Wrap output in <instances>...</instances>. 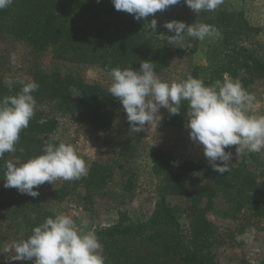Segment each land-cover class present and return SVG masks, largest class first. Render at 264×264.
<instances>
[{
  "label": "trees",
  "instance_id": "1",
  "mask_svg": "<svg viewBox=\"0 0 264 264\" xmlns=\"http://www.w3.org/2000/svg\"><path fill=\"white\" fill-rule=\"evenodd\" d=\"M238 2L223 0L216 10L197 15L181 0L159 16L137 21L133 14L117 11L112 0H13L9 7L0 9V42L23 44L33 59L50 56L93 65L105 75L116 67L139 70L146 60L156 64L160 75L173 61L195 60L201 54V59L191 62V68L178 73L174 81L190 74L210 85L228 74L239 78L255 96L258 85L264 82V44L257 39L263 28L252 23ZM152 19L158 21L156 32L150 27ZM173 20L214 25L220 34L204 41L186 37L182 45L170 44L167 37L174 33L164 24ZM34 66L31 81L40 85L33 93L35 116L21 132L18 150L0 159V236L11 230L19 240L31 236L33 228L47 217L57 215L47 199L63 202L74 195L84 208L92 210L98 201L110 198L115 179L121 178L124 189L131 191L137 171L129 165L143 149L137 136L124 134L121 120L126 113L120 101L108 93L109 86L40 64ZM5 78L16 81L11 91L3 83ZM20 81L0 72V98L17 94L22 88ZM187 110L186 102L179 115H170L166 109L160 127L184 128ZM66 115L106 135V142L112 141L110 157L90 163L87 175L80 179L62 180L45 192L40 191L41 185L34 189L40 192L38 198L5 188V162H26L43 154L46 142L61 143L56 137L59 116ZM144 151L159 184L157 209L147 219L137 221L119 212L114 225L96 230L106 264H222L219 251L235 232L229 228L225 234L212 226L208 216L223 210L225 217L237 223L238 232L249 219L264 217V162L256 153L247 152L236 160L232 146L226 151L233 153L236 165L221 176L209 163L179 158L155 145L144 147Z\"/></svg>",
  "mask_w": 264,
  "mask_h": 264
},
{
  "label": "clouds",
  "instance_id": "2",
  "mask_svg": "<svg viewBox=\"0 0 264 264\" xmlns=\"http://www.w3.org/2000/svg\"><path fill=\"white\" fill-rule=\"evenodd\" d=\"M100 0H97L99 3ZM13 0H0V9H5ZM181 0H112L117 11L133 14L137 21L180 4ZM195 14L214 11L223 0H183ZM158 21L152 19L151 29L156 32ZM164 27L174 35L168 36L170 44L182 45L186 37L204 41L219 35V30L210 24H186L169 21ZM164 36V35H163ZM112 83L108 93L117 98L127 115L130 132H142L159 126L163 119L160 109L170 115H179L187 104L189 137L202 146L203 153L213 171L223 176L236 165L233 153L226 151L235 146V159L247 153L264 149V115H250L255 100L254 94L244 88L239 78L224 75L206 85L204 80L188 75L179 82H167L156 71L151 60L142 61L139 70L132 66L109 69ZM4 85L11 91L16 81L5 78ZM15 95L0 98V159L5 153H14L21 132L29 127L35 116L37 100L33 93L39 90L36 81L23 82ZM23 152V148L19 149ZM39 156L26 162H5L4 187L15 188L22 195L38 198V189L46 182L80 179L88 173L86 161L79 156L71 143L46 142ZM35 218V217H33ZM15 261H34V264H106L102 244L95 229L85 231L76 225L70 215L58 214L47 217L32 230V235L11 246Z\"/></svg>",
  "mask_w": 264,
  "mask_h": 264
},
{
  "label": "rangeland",
  "instance_id": "3",
  "mask_svg": "<svg viewBox=\"0 0 264 264\" xmlns=\"http://www.w3.org/2000/svg\"><path fill=\"white\" fill-rule=\"evenodd\" d=\"M238 3L245 10L252 23L263 28L257 39L264 44V0H239ZM161 13L162 11H159L154 16H159ZM198 56L200 57L195 60L184 58L173 61L169 68L160 74L161 79L169 83L174 81L178 73L191 68V62H197L201 59V54H198ZM36 64L105 86H110L112 83L111 76L105 75L96 66L58 61L50 56L33 59L30 50L23 44L10 43L9 41L0 42V72H6V75L20 78L26 83L31 81L32 70ZM165 111V108H161L160 114L163 116ZM249 114L264 115V82L260 83L256 89L255 100ZM59 121L60 126L56 137L64 143L73 144L88 167L93 161L106 160L108 155L110 157L113 152L112 141H110L111 143L106 142V135L103 136L92 131L71 116H59ZM121 123L123 125L122 129H125V132L123 130L124 134L137 136V140L143 147L138 153L137 160L129 165L137 171L132 190L127 191L124 189L121 178L115 179L110 189V198L98 201L92 210L84 208L82 202L78 199L79 197L74 195L63 202L47 199L46 203L53 212L57 215H70L76 225L84 228L85 231L95 229L96 232L99 227L114 225L120 218L118 216L119 212L126 213L131 220L137 221L147 219L156 211L160 199L159 184L151 172L150 159L144 151V147L155 145L166 149L176 157L197 163H208L202 146L191 141L189 137L190 130L186 128V125L180 130H167L160 127V122L159 126H152L145 129V131L136 133L130 132L126 114L123 115ZM256 156L264 162V149L256 153ZM62 180L58 179L53 184ZM50 185L52 184L46 182L40 188V191L45 192ZM208 217L212 226L220 231L224 230L225 234L229 232L227 230L229 228L235 232L233 239L229 240L219 251L222 264H260L264 260V217L249 219L242 232H238L240 228L236 226L235 221H230L228 217H225L223 210L214 211ZM229 225L232 226L228 227ZM0 241V264H34V261L13 260L15 250L10 249L14 243L20 241L18 234H12L11 230L5 231L4 235L0 236Z\"/></svg>",
  "mask_w": 264,
  "mask_h": 264
}]
</instances>
